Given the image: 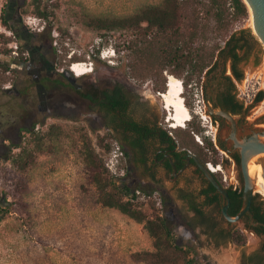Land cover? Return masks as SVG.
I'll return each instance as SVG.
<instances>
[{
	"label": "rangeland",
	"instance_id": "obj_1",
	"mask_svg": "<svg viewBox=\"0 0 264 264\" xmlns=\"http://www.w3.org/2000/svg\"><path fill=\"white\" fill-rule=\"evenodd\" d=\"M6 1L0 0L3 3L2 10ZM160 2L161 0H22V11L34 26H39L35 17L42 18L52 43L55 45L56 42L57 53L62 58L60 67L67 68L71 62L82 61L91 64L93 70L81 78L92 79L94 83L111 81L116 84L128 80L132 88L139 91L138 97H141V92L145 93L152 109L159 115L164 114L161 119L164 129L171 130L179 141L188 139L193 151H199L208 157V161H213L216 148L213 150L207 145L212 142L210 136H207L212 132L209 122L192 112L191 121L187 122L185 128H180L183 130L169 128L168 111L164 108L161 96L167 90L169 76L174 75L182 80L188 89L191 84L195 86L194 82L198 79L195 77L186 81V70L177 69L178 74L170 68L161 71L158 61L142 53L155 31H149L145 38L137 30H96L85 23L87 15H132L143 7ZM203 3L207 4L208 0H203ZM229 5V12L233 11ZM38 7L47 12L48 18L36 14ZM207 7L201 5L199 8L203 34L194 45L205 43L211 47L212 44L219 43L223 46L233 31L248 29L250 32L246 31L244 35L248 38L249 45L246 52L241 51V54L246 55L241 67L245 73V88L252 99L255 93L264 91V45L253 29L252 13L234 24L231 21L225 31L216 34L211 31L215 18ZM142 27H146V24ZM112 48L116 49L118 55L108 58L110 52L106 50L110 51ZM150 48L153 49L154 46L151 45ZM103 50L104 57H107L105 59L100 55ZM73 76L77 75L73 73ZM4 77L0 73V107L13 104L11 97L4 91L10 84ZM163 82L165 90L160 88ZM190 91L183 94L182 103L191 109L193 100ZM263 111L264 103L260 112ZM86 112L89 113V110L80 115L70 109H58L49 115L42 114L18 138L10 140V149L2 150L0 203L8 211L0 213V264H145L135 261L132 254L154 250L153 237L144 228V222L136 221L119 209L104 207L98 200V189L90 182V172L85 164L84 146L89 143L105 161L113 150L114 139L110 132L93 124ZM34 124L35 127L31 129ZM52 124L60 127L61 134L53 138L45 137L50 150L36 153L32 163L26 168H20L13 158L21 152L22 147L32 145L34 134H46ZM37 125L40 126L38 130ZM197 135L201 137L202 143L197 140ZM107 170L117 184L124 181L122 176H116L108 168ZM128 197L129 193L122 195L124 201ZM133 203L151 217L156 214L154 210L165 217L167 215L176 242L183 246L187 258L195 259L196 264H239L242 251L250 253L260 246L263 239L255 230L245 229L242 221H239L240 228L237 230L245 235L246 243L241 245L231 238L216 245L199 228L193 232L179 227L174 223L171 213L160 212L153 195Z\"/></svg>",
	"mask_w": 264,
	"mask_h": 264
},
{
	"label": "flooded vegetation",
	"instance_id": "obj_2",
	"mask_svg": "<svg viewBox=\"0 0 264 264\" xmlns=\"http://www.w3.org/2000/svg\"><path fill=\"white\" fill-rule=\"evenodd\" d=\"M231 50L229 46L218 54L194 83L202 87L210 126L216 134L215 140L211 139L216 148L213 163H222L224 171L212 172V176L227 190V211L234 216L243 206L247 168L253 200L241 221L245 229H255L259 222L252 208L259 204L258 195H263L257 180L260 176L264 179V153L258 150L264 145V111L260 112L264 98L257 100L255 93L250 99L244 79L235 76ZM61 65L48 29L38 30L27 20L22 0H7L0 16V73L10 82L4 91L13 104L0 107V154L42 114L70 109L84 115L89 110L86 113L93 124L110 132L124 151L123 180L130 188L138 187L146 195L159 198V211L171 213L179 227L193 232L199 228L216 245L240 228L238 222L225 216L227 198L204 171L203 166L208 167L203 155L165 135L161 122L164 114L152 109L145 93L138 97L139 91L128 80L122 84L94 83L73 76L69 65ZM237 68L243 70L241 64ZM116 86H121V93H103ZM107 98L117 100L116 110L103 108ZM252 166L261 174L251 173ZM234 192L239 195L238 202L232 199ZM263 245L264 237L255 250L242 251L239 264H264Z\"/></svg>",
	"mask_w": 264,
	"mask_h": 264
},
{
	"label": "trees",
	"instance_id": "obj_3",
	"mask_svg": "<svg viewBox=\"0 0 264 264\" xmlns=\"http://www.w3.org/2000/svg\"><path fill=\"white\" fill-rule=\"evenodd\" d=\"M228 4H230L229 6L233 11L229 12ZM201 5L208 6L207 10L215 18V25L211 28V31L216 34L225 31L231 21L234 24L251 14L244 0H208L207 4H204L203 0H161L160 3L143 7L132 15L113 17L87 15L85 23L88 27L96 30H137L145 38L149 35V31H155V35L146 43L142 53L153 58L154 61H158V68L161 71L164 68H170L172 72L178 74L177 69L186 70L188 73L186 81L199 77L207 66L216 61L215 58L218 54L220 55L226 48L231 46L230 55L233 58L235 76L238 80L244 79V70L238 69L237 65L241 64L246 58L245 53L241 54V51H247L246 47L249 43L244 33L249 30L233 31L226 38L223 46L219 43L212 44L211 47L206 46L205 43L195 46L194 43L198 42L203 34V24L199 10ZM35 12L39 16L48 18V14L44 9L38 7ZM144 23L146 27H142ZM61 31L63 32V30ZM151 45L154 46L153 49L150 48ZM74 58L78 57L74 56ZM4 79L7 80L5 77ZM186 81L184 82L186 83ZM160 88L165 90V82L162 83ZM103 93L106 95L121 93V86H116L114 90H107ZM263 98L264 91H259L257 100ZM104 103H107V105ZM116 104L117 100L115 98H107V101L103 102V108H106L107 112H112L117 109ZM187 104L189 105L188 101ZM34 127L35 124L31 129ZM164 132L166 136L173 138L175 144L191 149L188 139L183 138L182 141H179L166 129ZM60 134L61 129L55 124L50 126L46 134H34L31 141L32 145L22 147L21 152L13 158V161L20 168H26L34 161L36 153L50 150V145L46 143L45 137L53 138ZM193 140L192 138V142H194ZM207 145L209 148L215 149L213 142H208ZM16 146L20 145L16 144ZM83 152L85 164L90 172V182L97 187L99 192V202L104 207L119 209L136 221L144 222V228L153 237L154 250L133 253L132 258L135 261L144 262L145 264H196L195 259H188L183 246L176 242L171 223L164 215H160L157 210H154L156 214L151 217L135 207V204L130 200L124 201L122 195L132 191L129 185L124 181L117 184L116 180L109 176L105 161L96 154L89 143L84 146ZM194 152L203 155L199 151ZM203 157L204 161L207 162L208 157L206 155H203ZM258 197L260 198L259 204L254 206L252 210L259 225L253 230L264 237V199H261L263 198L261 195H258ZM232 199L238 202L240 200L238 193L234 192V198ZM7 211L8 209L0 203V213ZM231 238L238 244L244 245L246 243V237L241 231L230 232L228 239Z\"/></svg>",
	"mask_w": 264,
	"mask_h": 264
},
{
	"label": "built area",
	"instance_id": "obj_4",
	"mask_svg": "<svg viewBox=\"0 0 264 264\" xmlns=\"http://www.w3.org/2000/svg\"><path fill=\"white\" fill-rule=\"evenodd\" d=\"M2 8H3V3H0V16H1V12H2ZM36 19H38V30H43L45 28V24L43 23L42 18L40 17H35ZM29 20V22L31 23V19H27ZM34 22H36V20H34ZM56 45V42L54 43ZM86 64H88L87 62H85ZM73 62L70 63L69 65V69L71 66H73ZM90 68L93 70L92 65L90 64ZM71 70V69H70ZM78 77V76H77ZM170 77V76H169ZM169 82V79L167 81V83ZM181 84L183 85V81L181 80ZM195 84V83H194ZM191 87H186L184 84V89L183 90V94H185V92L190 91L191 92V98L193 100V106H191L192 108L190 110V112L193 114L198 115L203 121H207L209 122V126L212 124L211 123V116L209 115V113L206 110V104H205V100H204V95H203V90L202 87H197L196 84L195 86H193L192 84L190 85ZM162 94V93H161ZM168 118V116H167ZM190 120H188L189 122ZM169 122V121H167ZM172 123L169 122V128L175 129L171 126ZM39 125L36 126V130L39 129ZM211 128V126H210ZM212 129V128H211ZM170 134H172V131H169ZM173 135V134H172ZM215 133L212 131L209 135L210 138L212 140H215ZM197 140L202 143V139L199 135H197ZM124 158V151L123 149L120 147V144L118 142H114L113 143V150L110 152V155L105 158V165L107 166V168L109 169V171L116 175V176H124L125 173V167L124 165H122V160ZM207 167L209 168V170L211 172L214 173H218V172H224L223 171V167H222V163H218V164H214L213 161H208L206 163ZM224 179L226 180V176H224ZM151 197V195H146L145 193H143L140 189H134L129 193V197L127 198L128 200H130L131 202H136L138 201L140 198L142 199H146V198ZM155 197V196H154ZM157 199V204L160 206L159 198Z\"/></svg>",
	"mask_w": 264,
	"mask_h": 264
},
{
	"label": "bare ground",
	"instance_id": "obj_5",
	"mask_svg": "<svg viewBox=\"0 0 264 264\" xmlns=\"http://www.w3.org/2000/svg\"><path fill=\"white\" fill-rule=\"evenodd\" d=\"M252 13L253 18V11L252 8H249ZM254 29V25H253ZM255 31V29H254ZM73 66L70 67L71 71L75 73L78 77L86 75L92 71L89 64H86L82 61H74ZM184 84H181V80L174 75L169 77V82L167 83V90L161 94L163 101H164V108L168 111V118L171 126L175 129H180L184 124H187L190 118L192 119V113L187 107L186 104L182 103L183 99V90ZM259 172L261 174V170L252 166L251 173ZM256 172V174H257ZM258 174V175H260ZM257 175V176H258ZM253 176V175H252ZM258 188L264 194V179L259 177V181L257 180ZM254 237H252V240Z\"/></svg>",
	"mask_w": 264,
	"mask_h": 264
},
{
	"label": "water",
	"instance_id": "obj_6",
	"mask_svg": "<svg viewBox=\"0 0 264 264\" xmlns=\"http://www.w3.org/2000/svg\"><path fill=\"white\" fill-rule=\"evenodd\" d=\"M244 2L247 4V6L252 8L253 11V25L255 29V33L259 37L260 41L264 45V0H244ZM259 152L264 153V145L260 146L258 148ZM204 171L206 174L212 179V181L215 183V185L218 187L219 190L226 196L228 203L223 207V212L228 220L232 222H239L242 219V216L250 211V207L253 200V189L250 185V178L248 175V170L245 167V177H246V186L244 190V201L242 209L239 211L238 214L232 216L228 213L227 208L230 203V197L227 192V190L222 187L214 178L213 173L210 172L208 168L203 166Z\"/></svg>",
	"mask_w": 264,
	"mask_h": 264
},
{
	"label": "clouds",
	"instance_id": "obj_7",
	"mask_svg": "<svg viewBox=\"0 0 264 264\" xmlns=\"http://www.w3.org/2000/svg\"><path fill=\"white\" fill-rule=\"evenodd\" d=\"M104 51V50H103ZM110 58L111 57H117V55H118V52L116 51V49L115 48H112V49H110ZM104 55V54H103ZM106 57H104V59H105Z\"/></svg>",
	"mask_w": 264,
	"mask_h": 264
}]
</instances>
